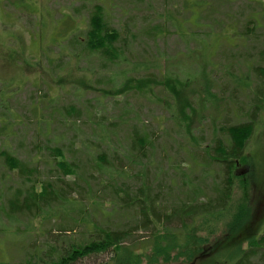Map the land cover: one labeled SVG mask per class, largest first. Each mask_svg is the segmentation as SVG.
<instances>
[{
	"label": "rangeland",
	"instance_id": "1",
	"mask_svg": "<svg viewBox=\"0 0 264 264\" xmlns=\"http://www.w3.org/2000/svg\"><path fill=\"white\" fill-rule=\"evenodd\" d=\"M203 1L0 0V132L9 135L0 136V263L25 264L39 248H43L42 259L49 261L55 255L48 248L57 245L62 253L82 245L92 239L93 232L89 231L94 225L128 226L125 217L102 214L111 202L118 203L107 186L110 176L114 178L113 191H119L120 185L127 189L131 182L136 186L140 181L158 180L167 193L166 182L177 176L179 166L195 182L204 181L199 185L211 184L205 173L199 179L202 167L193 166L194 161L206 159L207 150L224 138L218 126L248 120L251 87L256 82L250 64H260L257 51L264 48V0ZM187 4L188 9L184 8ZM95 6L102 7L105 22L119 33L114 47L121 52V59L109 60L105 53H89L82 44L69 43L74 30L78 40L84 41ZM200 6L204 8L203 19L197 20ZM249 18L260 22L259 37L251 34L245 39L237 34L236 30L242 32ZM194 29L207 32L197 36L198 44L186 45ZM228 52H236L235 57L231 59ZM244 52L248 54H238ZM214 61L217 66L211 71L212 92L220 98L218 108L208 101L199 105L189 94L198 78L194 69ZM44 65L50 68L47 74L42 72ZM186 74L190 86L177 89L178 94L194 101V110L187 111L188 117L194 119L189 137L177 128L176 121L181 118L176 101L163 85L168 78H179L180 82ZM229 74L236 75L235 84ZM244 76L248 86L241 88L236 83ZM130 77L161 82L145 92L131 90L101 97L103 90L119 88ZM36 101L43 105H39L35 116ZM67 109L73 113L64 116ZM200 113L203 118L198 122ZM41 114L47 119L46 127L49 119L53 121L51 129L45 130L44 123L38 121ZM132 127L147 136L144 154L130 149ZM55 144L61 147L62 157L77 169L75 175H63L55 164L57 156L49 151ZM4 153L20 160L21 166L8 167ZM246 154L249 162H242L236 169L244 182L235 184L231 207V215L243 207V225L240 226L241 219L233 222L228 214L210 220L211 233L203 232L209 235L205 244L207 257L193 264H231L237 257L233 253L236 240L240 239L241 248L247 249L254 234L258 238L264 233V123L250 136ZM94 162L107 172L106 182L101 181V172H95ZM210 168L218 169L214 164ZM24 170L34 171L36 188L42 180L59 186L62 183L58 179L71 182L77 178L76 192L58 206L41 207L36 218L31 213L11 212L9 199L16 192L24 196L32 183L30 178H23ZM122 172L126 176L119 178ZM155 190L153 187L151 195ZM180 190L175 189L176 194ZM95 199L101 203L96 207L92 201ZM60 229L68 231L59 232ZM142 234L147 236L148 232ZM110 256V251H100L69 264H98ZM258 263L256 256L250 259V264ZM171 264L185 263L178 260Z\"/></svg>",
	"mask_w": 264,
	"mask_h": 264
},
{
	"label": "trees",
	"instance_id": "2",
	"mask_svg": "<svg viewBox=\"0 0 264 264\" xmlns=\"http://www.w3.org/2000/svg\"><path fill=\"white\" fill-rule=\"evenodd\" d=\"M201 2L204 3L203 0H194L193 3L200 4ZM188 7L189 4L184 8L188 9ZM203 11L204 8L200 6L195 15L197 20L203 19V17L201 18ZM102 12L101 6H95L89 17L90 27L86 31L84 41L81 43V41L78 40V37L74 34L76 32L74 30L72 34L73 38L69 43L73 44L77 42V44H82V47L89 53L97 51L102 54L105 53L104 55L109 60L121 59V52H118L114 47L115 41L120 37L119 33L108 26ZM231 23L233 24L234 21H231ZM259 27V21L255 22L249 18L245 23L244 30L240 33L238 30H236V32L240 37L245 39L251 34L256 38L259 37V33L257 32ZM210 28L216 31L211 25ZM204 32L207 31H197L194 29V37L189 36L186 45L195 42L198 44L196 38L201 34L204 36ZM262 35L264 34L262 33ZM180 36L186 35L180 34ZM72 41L73 43H71ZM235 45H237V43ZM66 50H69V47H67ZM229 53H231V59L236 55V52H228V54ZM257 53L259 56L258 61L264 66V48L258 50ZM217 54L218 52H216L214 56H217ZM238 54H248V52ZM212 59H214V57ZM53 61L47 60L49 63ZM246 62L249 63L250 60L247 59ZM260 64H250V67L255 71L256 82L255 85L251 87L252 97L249 103L248 120L231 125L225 123L218 126L224 138L217 140L215 145L207 150L210 153L207 152L208 156H206V159L198 162H196V160L194 161L193 166L202 167V170L199 171V179L201 175L205 173V176L210 177L212 180L210 182L211 184H206L204 186L199 185L200 183L204 184V181L201 182L200 180L199 182H195L197 180L192 179L191 175L187 173L184 174L179 166L177 170H175L177 176L170 177L169 181L166 182V189L169 191L167 193L163 190L164 187L161 186L162 184H158L161 183L158 180H154L156 183L158 182L157 184L155 182L140 181L136 183V186H133L131 182L127 185V189L123 188V185H120L119 191H113L114 187L111 186V183L114 178L110 176L107 186L110 187L113 193L114 201L118 203L111 202L109 208L102 209V214L107 215L106 217H110L111 214L115 213L116 215L125 217L129 220L128 226L106 228V226L97 227L92 225V230L89 231V233L93 232L92 239L86 240L82 245L71 246L70 249H66L62 253L56 248L57 245H51L54 248L48 249L49 252L52 251V253H54L55 257L49 261H44V259H42L43 257H41L43 248L35 249L30 258L25 260V264H69L90 253H98L100 251H110L111 256L106 261H102L98 264H142L143 262H145L143 264H171L178 260L185 264H193L207 257L205 244L209 240V235L207 236L203 234V232L207 234L211 233L212 229L209 227L210 220L217 219L224 214H228L233 222H237L241 219L240 226L243 225L245 220L244 217L246 212L243 210L242 206H239V212H234L233 215H231V207L233 205V195L236 191L235 184L238 185L244 182L243 177L237 175V166L242 164V162H249L246 154L247 142L252 133L256 130V127L264 123V68L261 67ZM216 66L217 62L214 61L212 65L200 64V70L194 69L195 72H197L196 78H198L194 84V89L191 90L189 94L199 105L208 101L215 107H219L220 98L212 92L214 82L211 78V71L215 69ZM41 69L45 74L50 70L48 65H44ZM85 69L88 68L85 67ZM191 71L194 72L193 70ZM229 75L231 82L235 84L236 75ZM188 78L189 76L186 74V78L180 82L179 78L174 77L172 80L171 78L164 80L163 83L164 88L171 93L176 101V110L181 118L180 121H176V126L178 129L183 130L184 133L187 134V137L191 135L189 130L194 122L193 118L188 117L189 114L187 111L192 112L194 110L192 108V103L194 101L188 96L178 94L177 88L179 86H190L191 83H188ZM186 79H188V81ZM160 82L161 80L150 79L148 77L126 78L121 87L103 90L101 97L104 98L108 95H123L125 92L131 90L145 92L151 89L154 84H159ZM236 85L241 88L245 87L244 85L248 86L246 76L238 80ZM45 94L47 93L44 92L43 95ZM233 95L234 93H231L230 97H233ZM36 103L37 104L33 106L35 116L37 115V110L38 113L40 111L39 105H43L38 101H36ZM230 105L235 108L234 104L230 103ZM66 113L71 114L73 111L67 109L65 113H63L64 116ZM202 118L203 113H200L197 117V121L199 122ZM119 119L123 121V119ZM40 120L44 123L47 119H43V114H41L38 121ZM63 123L65 124L64 120ZM112 124L116 123L113 122ZM52 126L53 121H50V119L47 121V127L44 123L45 130L51 129ZM1 134L5 135L0 132V136H2ZM5 136L8 137L9 135ZM148 143L147 136L138 134L132 127L130 138V149L132 152L143 153L147 150ZM144 147L146 148L143 151ZM49 148V151L57 156L58 161L56 158L55 164L60 167L62 174L75 175L77 169L73 168V164L68 163V161L62 157L63 151L61 147L55 144ZM3 156L8 167L19 168L21 166V161L11 154L4 153ZM213 164L216 165L218 168L217 170L210 168ZM93 165H95L96 173L101 172V181L106 182L108 178L107 172L101 170L100 165L96 164V162H94ZM208 166L209 168H207ZM33 173L34 171H23V178H30L32 183L30 189L25 190L24 196L22 192H16L9 199V210L11 212L13 211L16 214L22 215L31 213L36 218L39 215L41 207L46 206L48 208L51 206H58L69 194H71V192H76V184L78 183L77 178L71 182L58 179V181L62 183V185L59 184V186L56 183L53 185L52 182L42 180L39 183L37 182L39 187L36 188V180L34 176H32ZM122 173H120L121 175L119 178H124L126 176L124 172ZM94 177L96 178V176ZM154 184L156 185L154 186ZM153 187H156V190L154 195H151ZM175 189L182 190L176 194ZM98 199H95V201L92 200L94 202H92L93 206L96 207L101 204L96 202L99 201ZM103 202H105L104 198L102 204ZM83 206L84 204L82 203V207ZM64 231L68 230H59V232ZM146 232H148L147 236H143L142 233ZM254 235L251 237V239L254 240L250 242V248L247 249L241 248L240 239L236 240L237 248L234 249L233 253L237 257L231 264H250V259L254 256H256L257 260L260 262L258 264H264V233L258 238L254 237ZM243 239L249 240L250 238L245 237ZM45 254L48 256V253ZM0 264L10 263L6 261Z\"/></svg>",
	"mask_w": 264,
	"mask_h": 264
}]
</instances>
